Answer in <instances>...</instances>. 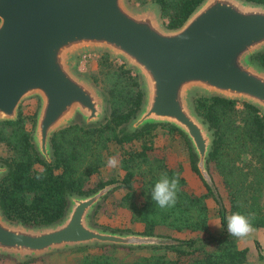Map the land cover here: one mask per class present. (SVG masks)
Instances as JSON below:
<instances>
[{
  "label": "water",
  "instance_id": "1",
  "mask_svg": "<svg viewBox=\"0 0 264 264\" xmlns=\"http://www.w3.org/2000/svg\"><path fill=\"white\" fill-rule=\"evenodd\" d=\"M91 48L123 57L140 76L144 99L128 129L146 122L179 128L216 192L206 166L213 134L192 96L199 91L246 100L264 113V67L251 58L264 49V3L202 0L180 26L168 28L155 3L134 8L127 0H0V120L15 119L22 100L38 96L32 135L48 161L52 132L77 117L95 123L106 113L104 93L72 67L74 55ZM6 170L0 162V176ZM117 185L69 195L64 215L49 224L11 222L0 208V255L23 262L83 245L171 242L169 236L92 224L95 206Z\"/></svg>",
  "mask_w": 264,
  "mask_h": 264
},
{
  "label": "trees",
  "instance_id": "2",
  "mask_svg": "<svg viewBox=\"0 0 264 264\" xmlns=\"http://www.w3.org/2000/svg\"><path fill=\"white\" fill-rule=\"evenodd\" d=\"M135 1L140 5L148 1L155 3L161 17L166 20L164 25L176 28L202 0ZM249 1L264 3V0ZM251 58L264 67V49ZM85 77L104 93L106 113L95 123L74 119L52 132L49 161L39 153L33 141L37 108L25 113L19 105L15 119L0 120V148L4 152L0 154V162L7 166L0 176L3 216L11 222L21 221L31 226L49 224L64 215L69 195L87 194L107 183L118 182L114 188H124L121 200L130 208L131 218L142 224L141 230L136 232L169 236L172 241L148 246L96 244L61 249L77 252L72 259L73 264H255L248 257V248L228 234L227 217L235 212L255 213L253 227L264 229L262 110L246 100L219 94L193 95L194 109L213 134L206 166L211 175L213 171L220 175L226 202L219 191L213 192L203 179L196 165L197 157L179 128L168 123L146 122L128 129L127 124L144 99V89L137 73L133 75L131 68L124 63H114L106 50L100 54L98 68ZM160 125L168 126L173 135L181 136L189 151L191 166L201 178L207 194L187 189L181 164L169 165L165 155H159L161 147L146 141L152 139ZM135 141L139 143L129 149L126 144ZM116 145L124 150L119 157L121 176L98 180L94 186H87L90 176L106 166L108 158L115 154ZM163 173L170 178L179 174L180 178L178 202L166 210L160 209L151 198V190ZM137 179L140 180L139 192L136 193L139 201L134 200L136 187L133 182ZM207 195L218 206V230L212 229L209 223ZM95 213L96 208L91 215ZM159 228L166 232H157ZM181 232L182 235L179 234ZM255 243L260 249L259 242ZM145 247L152 250L163 248L165 251L135 253ZM20 263L25 264L26 261Z\"/></svg>",
  "mask_w": 264,
  "mask_h": 264
},
{
  "label": "rangeland",
  "instance_id": "3",
  "mask_svg": "<svg viewBox=\"0 0 264 264\" xmlns=\"http://www.w3.org/2000/svg\"><path fill=\"white\" fill-rule=\"evenodd\" d=\"M129 6L134 8L144 7L149 5L153 2L148 1L147 3L140 5L138 1L135 0H127ZM161 20L164 23V20L161 17ZM102 51L106 50H99V49H87L82 50L74 55L72 60V67L73 69L80 75H87L90 73L91 70H96L98 68V60L100 58V54ZM108 52V51H107ZM109 53V52H108ZM110 54V53H109ZM111 55V54H110ZM111 58L114 63L121 64L124 63L127 67L131 68V73L138 74L137 70L132 67L128 66L125 59L121 56H112ZM139 76V74H138ZM140 79V76H139ZM141 81V79H140ZM142 83V81H141ZM200 93L199 91H194L193 95ZM193 98V96H192ZM240 100V99H239ZM38 96L32 95L26 97L20 103L22 107V111L25 113H30L38 108ZM240 105V104H239ZM76 119H80L77 117ZM146 141L151 142L154 145L161 147L159 155H165L166 162L171 166H182L181 174L185 178V186L190 191H193L197 194H207V189L204 186L201 178L199 177L198 173L192 168L190 158H189V151L187 149L186 144L184 143L183 139L179 134H174L170 130L168 126H157L155 129V133L152 136V139H146ZM139 141H135L132 143H127L126 145L129 146V149L133 147V145H137ZM191 146V145H190ZM116 151L113 156H116L118 161L121 158V152L123 150L122 147L116 145ZM192 149V148H191ZM124 151V150H123ZM0 154H4L2 149L0 148ZM120 157V158H119ZM122 169L118 166L116 168H111L108 165L102 167V169L98 173H93L89 180L87 181L86 185L89 187L94 186V184L98 180L108 179L111 177H120L122 174ZM210 173V172H209ZM212 178L214 179L215 185L217 190L223 197L224 201L227 202L226 198V191L223 187L221 182L220 175L213 171ZM134 186L136 187L135 191V201H139L140 197L136 196V193L139 192L140 180L137 179L133 182ZM124 188H112L102 199L97 203L95 206L96 213L95 215L90 216V220L92 224L98 225L103 228H117L120 231H138L141 230L142 224L138 221H135L131 218V210L121 200V196L124 192ZM121 200V202L119 201ZM207 204H208V214H209V223L212 229L218 230L220 228L219 222V215H218V206L215 200L210 196L207 195L206 197ZM94 208V209H95ZM94 211V210H93ZM92 214V213H91ZM218 225V226H216ZM254 232L247 238L243 240H239V244L242 246H246L248 248V257L254 261L255 264H264V255L260 254L259 248L256 246V241L259 242L260 249L264 250V229L254 228ZM263 230V232L261 231ZM164 228L157 229V232H164ZM166 232V231H165ZM170 232V231H169ZM182 235V232L179 233ZM96 245V244H95ZM121 252V250H118ZM165 249L160 248L156 250H152L148 247L140 248L135 251L136 254H149L151 252H163ZM77 252H73L71 250H61V251H54L41 257H36L34 260H29L28 258L25 264H73V258ZM0 264H23L18 262L15 258L9 255H0Z\"/></svg>",
  "mask_w": 264,
  "mask_h": 264
},
{
  "label": "clouds",
  "instance_id": "4",
  "mask_svg": "<svg viewBox=\"0 0 264 264\" xmlns=\"http://www.w3.org/2000/svg\"><path fill=\"white\" fill-rule=\"evenodd\" d=\"M107 165L111 168L118 167L119 161L117 157H109ZM179 191V174L170 178L167 173H163L151 190V198L160 209L166 210L175 207L178 202ZM254 219L255 213H249L248 215L240 212L233 213L227 217L228 234L238 240L249 237L255 230L252 223Z\"/></svg>",
  "mask_w": 264,
  "mask_h": 264
},
{
  "label": "crops",
  "instance_id": "5",
  "mask_svg": "<svg viewBox=\"0 0 264 264\" xmlns=\"http://www.w3.org/2000/svg\"><path fill=\"white\" fill-rule=\"evenodd\" d=\"M258 229H261V228H258ZM263 232V230H261Z\"/></svg>",
  "mask_w": 264,
  "mask_h": 264
}]
</instances>
